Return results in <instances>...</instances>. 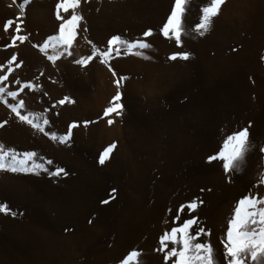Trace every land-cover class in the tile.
Masks as SVG:
<instances>
[{"label":"rangeland","instance_id":"rangeland-1","mask_svg":"<svg viewBox=\"0 0 264 264\" xmlns=\"http://www.w3.org/2000/svg\"><path fill=\"white\" fill-rule=\"evenodd\" d=\"M92 1L78 9L88 32L80 33L76 54L90 51L85 36L102 45L113 35L137 39L142 30L151 27L153 47L146 53L151 60L129 56L113 61L116 72L126 77L121 85L122 117L112 126L99 122L76 130L68 145L19 124L0 105L1 119L23 126L24 134L17 139L0 136V144L17 151L34 150L53 161L51 168L63 167L69 173L54 179L43 174H0V201L22 214L12 218L0 213V234L12 232L13 249L27 247V257L34 253L31 264H120L130 251H138V245L158 247L159 235L171 226V214L165 215V210H174L192 197L203 199L196 215L212 228V222L231 215L240 196L252 190L254 177L243 175L247 165L256 163L264 171L258 152L264 144V62L260 59L264 55V0H227L210 32L195 40L190 28L208 0H186L183 50L193 53L189 62H167L166 55L175 46L158 35L171 0H119L122 5L118 0H107L106 15L101 4L95 5V12ZM9 2V15H0V62L13 50L26 60L35 56L34 70L18 74L31 79L43 70L45 75L38 82L49 93L42 100L36 94H25L27 109L41 113L49 100L65 94L74 98V105L44 114L49 119L46 129L57 135L72 120L95 119L116 91L111 74L98 61L87 69L72 66L67 60L53 66L29 42L4 49L11 30L5 33L3 22L19 15L23 0ZM55 3L28 0L23 19H41L31 26L24 22L22 34H31V42L53 33L58 24L53 14ZM236 46L238 50L231 52ZM249 122V140L254 147L240 170L225 182L219 164L208 165L205 157L217 149L228 131ZM113 140L117 148L111 158L104 165L98 164V152ZM5 177L11 181V198L4 194ZM238 181H244L241 187L234 185ZM112 188L117 190L115 198L102 206L99 201L107 198ZM183 218H188L187 214H182ZM139 258L134 264L143 263Z\"/></svg>","mask_w":264,"mask_h":264},{"label":"snow or ice","instance_id":"snow-or-ice-1","mask_svg":"<svg viewBox=\"0 0 264 264\" xmlns=\"http://www.w3.org/2000/svg\"><path fill=\"white\" fill-rule=\"evenodd\" d=\"M27 3L28 0L20 3V13L15 20L8 19L3 22V31L8 33L11 30L10 38L3 44L4 49H15L18 45L29 42L31 47L53 66L67 60L72 66L87 69L98 61L111 74L116 91L95 119L72 120L66 124L64 132L57 135L46 129L49 119L44 114L74 105V98L65 94L59 99L49 100L41 113L29 111L24 99L25 94H36L38 100L49 96L38 82L45 72L41 70L31 79L21 78L18 73L24 61L19 59L17 52L13 50L9 57L0 62V105H3L19 124L30 127L34 132L57 141L60 145L70 144L78 129H88L99 122H105L107 126L114 125L115 120L121 118L124 113L121 85L126 77L116 72L113 61L129 56L151 60V56L146 53L153 47L151 43L153 29L146 27L139 38L133 40L113 35L102 45L94 43L85 36V43L90 51L87 54L77 55L75 51L77 38L81 32H88L83 23L85 17L78 9L82 4L87 5L89 0H56L53 14L58 24L52 34L35 42H31V34H22L24 8ZM226 4L227 0H208L200 7L198 20L194 21L190 28L194 33L193 40L203 38L210 32L214 21L219 18ZM185 5L186 0H171L170 8L159 26L158 35L165 41H171L175 46V50L167 53V62H189L193 59L191 51L183 50ZM238 47H232L231 52L235 53ZM260 59L264 62V55H261ZM251 79L249 77V80ZM52 83L56 81L53 80ZM8 123L7 119H0V128H4ZM250 127L251 122L247 126L228 131L222 136L217 149L205 157L206 164H219L225 182H230L231 174L240 170L246 154L254 147L249 140ZM116 148L115 140L103 146L98 152L97 163L104 165ZM258 152L261 165H264V144L259 145ZM52 164L51 159L45 160L34 150L17 151L0 144V174L17 177L43 174L53 179L69 174L63 167L51 168ZM257 184L264 185V171L260 173L252 190L241 195L235 202L218 246L210 242L212 229L196 215L198 208L204 203L203 199L192 197L186 202L179 203L174 210L167 208L165 215L171 214V226L159 235L158 247L153 249L154 252L161 254L162 264H264V195L255 191ZM116 191L112 188L107 198L101 199L99 203L102 206L109 204L115 198ZM204 191L203 188L200 189L201 193ZM0 213L12 218L22 215L2 201H0ZM182 214H187L188 218L182 219ZM88 223L91 224L92 220L90 219ZM69 230L65 229V231ZM139 256L138 251L132 250L120 261V264H134Z\"/></svg>","mask_w":264,"mask_h":264},{"label":"bare ground","instance_id":"bare-ground-1","mask_svg":"<svg viewBox=\"0 0 264 264\" xmlns=\"http://www.w3.org/2000/svg\"><path fill=\"white\" fill-rule=\"evenodd\" d=\"M119 1V0H118ZM123 1V0H122ZM92 3V6H94V10H95V5L96 4H101V7L100 9L103 10L102 14L106 15V9L107 7H109L108 5V2L107 0H100L98 2V0H94L91 2ZM9 0H0V15H9L8 13H10V9H9ZM119 4H120V1H119ZM90 5V4H89ZM122 5V4H120ZM192 5V4H191ZM97 10V9H96ZM95 10V12H96ZM100 10V11H101ZM15 12V11H14ZM17 12V11H16ZM192 13V12H191ZM16 15V14H15ZM18 15V14H17ZM14 17V16H13ZM9 19V17H7ZM25 18V17H24ZM6 19V18H5ZM15 20V19H14ZM26 20V21H25ZM24 20V22L26 23V25L28 26H31L32 24L34 25L41 22V19L38 17V16H34V17H26V19ZM24 23V24H25ZM31 24V25H30ZM45 35V34H44ZM43 35V36H44ZM78 39L79 37L77 38V42L75 44V47L77 49L78 47ZM80 45V44H79ZM79 49V48H78ZM18 57L19 59L22 58L21 57V54L18 53ZM23 61H24V65L22 66V68L19 70V72H25L27 70V73L28 72H32V70H34V68L36 67V58L35 56L31 55L26 59L22 58ZM263 64V63H262ZM264 67V66H263ZM103 69H101L99 71V74H103ZM1 119V117H0ZM117 126V125H116ZM81 131V130H80ZM105 131V130H104ZM0 136L1 137H4V138H10V139H17V138H20L21 136H23V126L20 127V125H16L14 123H8L4 128L0 129ZM104 135V134H103ZM221 137V136H220ZM214 140V139H213ZM8 142H10L9 140H7ZM253 143V142H252ZM185 145V144H184ZM184 153V152H183ZM116 154V153H115ZM253 161V160H252ZM257 161V160H256ZM256 164V163H255ZM254 164V165H255ZM253 165V164H252ZM253 167L250 166L248 168V165H247V169H246V173H244L243 175L245 176V174H247V177H254L253 181H255V184L257 182V180L259 179V175H260V171H263L261 170V166L259 165H255ZM243 176V177H244ZM242 177V178H243ZM245 179V178H244ZM238 180V179H237ZM241 180V179H240ZM246 180V179H245ZM9 179L7 177L4 178V183H5V188H4V194L5 195H8L9 198H11L10 196H12V193H13V190H12V187L9 183ZM212 181V180H211ZM235 181V180H234ZM247 181V180H246ZM245 181V182H246ZM232 182V180H231ZM244 181H238V182H234L232 184L234 185H238L240 186ZM249 183V182H248ZM232 184L230 186H232ZM250 184V183H249ZM252 184V183H251ZM238 186L236 188H238ZM248 186V185H247ZM251 186V185H250ZM241 187V186H240ZM243 187V185H242ZM247 189V188H246ZM255 191L261 195H264V185H258L257 184V187L255 189ZM12 200V199H11ZM233 203V202H232ZM11 205V204H10ZM225 206V205H224ZM233 206V205H232ZM223 211V210H222ZM225 211V210H224ZM220 214V213H219ZM221 214H223V212H221ZM225 214V213H224ZM230 215V214H229ZM229 215H225V217L223 218H218L216 219L214 216L213 218L216 219V221L212 222V235H211V243L213 245H217V238L219 235H222L223 232H224V229L226 227V222H227V216ZM221 216V215H220ZM210 226V227H211ZM5 227V226H4ZM7 227V226H6ZM5 227V228H6ZM155 227V226H154ZM5 231V230H3ZM222 233V234H221ZM12 232H4V233H1L0 234V260L2 261V264H31L32 262H34L35 260V257L36 255L34 253L29 254L30 256L27 257V247L26 248H22L21 251L18 250L16 251L15 249H13L12 247V242L15 241L13 240L14 238H12ZM143 234V233H142ZM18 236V235H17ZM149 236V235H148ZM220 237V236H219ZM16 238V236H15ZM130 238V237H129ZM221 238V237H220ZM123 239V238H122ZM132 239V238H131ZM21 240V239H20ZM136 240V239H135ZM149 241V240H148ZM147 242V240H146ZM14 243V242H13ZM16 243V242H15ZM140 243H142L140 241ZM129 244V243H128ZM135 243H133L132 245L134 246ZM144 244H146L144 242ZM17 245V244H16ZM21 245V243H20ZM141 246V247H140ZM150 246V245H149ZM148 245L146 246H142V245H138V252L140 253V258L143 260V263L142 264H162V260H161V254H159L158 252H154L153 249L156 248V246L153 247H149ZM15 247V246H14ZM19 247V246H18ZM22 247V246H21ZM19 247V248H21ZM25 247V246H23ZM18 249V248H17ZM15 253L17 254L18 253V259L15 260ZM139 258V259H140ZM140 261V260H139ZM113 262V261H112ZM142 262V261H141ZM112 264V263H111Z\"/></svg>","mask_w":264,"mask_h":264}]
</instances>
